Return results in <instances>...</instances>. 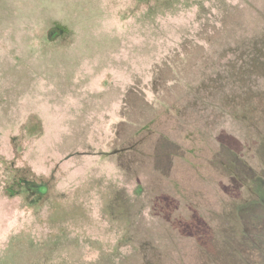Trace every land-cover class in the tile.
Instances as JSON below:
<instances>
[{
  "label": "rangeland",
  "instance_id": "374dc122",
  "mask_svg": "<svg viewBox=\"0 0 264 264\" xmlns=\"http://www.w3.org/2000/svg\"><path fill=\"white\" fill-rule=\"evenodd\" d=\"M0 264H264V0H0Z\"/></svg>",
  "mask_w": 264,
  "mask_h": 264
},
{
  "label": "trees",
  "instance_id": "16d2710c",
  "mask_svg": "<svg viewBox=\"0 0 264 264\" xmlns=\"http://www.w3.org/2000/svg\"><path fill=\"white\" fill-rule=\"evenodd\" d=\"M145 125H147V128L143 125L144 127L142 130H143V134L146 133L145 135H147L149 133L148 131H152V130L151 128L148 127V125H150L149 121ZM135 136H134L135 139H133L134 141L133 145L139 146L140 149L142 150L143 148V140L141 139L142 136L140 138L139 132L136 133ZM125 149H126L125 151L131 150V148L128 147H126ZM114 153L117 154L118 157L120 158L125 152H123L120 149V152L117 150ZM156 153L159 157H161L162 151L160 149H157ZM5 192L9 196L24 194L26 201L28 203H37L41 201L45 196V194L48 192V184L46 181L43 180L30 179L21 171H17L16 173L13 174L11 178V182L7 184V186L5 187Z\"/></svg>",
  "mask_w": 264,
  "mask_h": 264
},
{
  "label": "flooded vegetation",
  "instance_id": "af4514ba",
  "mask_svg": "<svg viewBox=\"0 0 264 264\" xmlns=\"http://www.w3.org/2000/svg\"><path fill=\"white\" fill-rule=\"evenodd\" d=\"M57 32H58V31H56L55 29H53V30H51V31L49 32V35H50L51 37H53L54 35L57 34Z\"/></svg>",
  "mask_w": 264,
  "mask_h": 264
}]
</instances>
